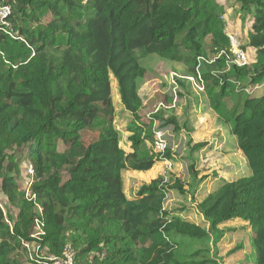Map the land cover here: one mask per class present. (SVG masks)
I'll use <instances>...</instances> for the list:
<instances>
[{"label": "trees", "instance_id": "16d2710c", "mask_svg": "<svg viewBox=\"0 0 264 264\" xmlns=\"http://www.w3.org/2000/svg\"><path fill=\"white\" fill-rule=\"evenodd\" d=\"M1 1L11 7L12 32L0 29V264H39L66 246L78 248V264H219L212 236L218 242L229 220L247 222L255 264H264V0H236L240 12L253 13L255 56L242 65L233 61L217 0ZM150 55L202 77V96L246 160L247 175L220 180L196 202L208 227L164 206L174 189L192 196L202 189L194 163L188 191L158 174L133 197L124 193L122 171L175 158L168 146L154 153L152 142L155 128H177L176 117L164 106L139 114L138 80ZM111 79L131 117L127 151ZM21 162L33 170L24 189ZM23 243L36 247L32 257L21 258Z\"/></svg>", "mask_w": 264, "mask_h": 264}, {"label": "rangeland", "instance_id": "374dc122", "mask_svg": "<svg viewBox=\"0 0 264 264\" xmlns=\"http://www.w3.org/2000/svg\"><path fill=\"white\" fill-rule=\"evenodd\" d=\"M217 1L223 7L222 21L226 25V34L235 36L245 54L246 62H252L255 52L254 48L249 46L248 35L251 31L253 13L240 12L236 0ZM142 65L145 73L138 80V92L142 99L139 114L148 116L164 106L167 114L176 117L177 128L172 124L166 128V143L175 158L171 161L161 160L147 172L122 171L124 193L128 198L133 197L142 182H147L158 174L180 179L184 183L183 188L188 191L192 184L189 166L194 163L202 189L193 196L189 192L182 194L174 189L168 192L164 206L197 225L208 227L209 223L196 210V202L212 192L220 180H231L247 175L249 172L246 160L241 150L236 147L235 139V143L233 142L229 127L208 105L207 99L197 91L194 83L183 82L188 74L182 64L165 60L158 55H150L142 60ZM111 86L116 111L115 125L120 130V145L127 151L129 133L126 124L131 117L120 104L114 79H111ZM199 144L203 145L199 147ZM29 164L21 162L16 174L17 181L23 189L30 182ZM5 206L6 198L0 194V207L5 210ZM16 212V208H12L14 216ZM219 228L221 236L217 239L218 242H214L216 235L212 236L211 241V252L218 263L255 264L252 232L247 222L229 220L222 223ZM160 238L161 236L154 237L152 242L157 243ZM35 248L29 244V249L21 253V258L32 257ZM72 249L75 253L78 250L73 247Z\"/></svg>", "mask_w": 264, "mask_h": 264}, {"label": "built area", "instance_id": "2783aa9c", "mask_svg": "<svg viewBox=\"0 0 264 264\" xmlns=\"http://www.w3.org/2000/svg\"><path fill=\"white\" fill-rule=\"evenodd\" d=\"M11 7L8 4L2 3L0 0V29L11 33L12 29L10 26V22L8 20V17L10 15ZM230 44H231V51L234 55L233 61L239 65L248 63L246 62L245 54L243 50L239 47V43L237 42L236 38L233 37L232 34H227ZM187 80L194 83L195 87L197 88L198 92L203 91V79L199 75L196 78L193 76H186ZM167 134H166V128H155L153 131V142H152V150L154 153H163L165 149L167 148ZM237 147V144H236ZM29 172L30 175L32 174V166L29 164ZM29 195V190H27L26 196ZM40 221L37 220L36 226L39 229ZM38 235L37 233L33 236ZM23 246L26 249H29V244L23 243ZM39 264H75V251H73L71 246H66L64 248L62 256L56 257V256H48L45 258V260L38 262Z\"/></svg>", "mask_w": 264, "mask_h": 264}, {"label": "crops", "instance_id": "0c3cea01", "mask_svg": "<svg viewBox=\"0 0 264 264\" xmlns=\"http://www.w3.org/2000/svg\"><path fill=\"white\" fill-rule=\"evenodd\" d=\"M232 139H233V142L235 143V141H234V137L232 136ZM247 169H248V167H247ZM248 172H249V169H248Z\"/></svg>", "mask_w": 264, "mask_h": 264}]
</instances>
